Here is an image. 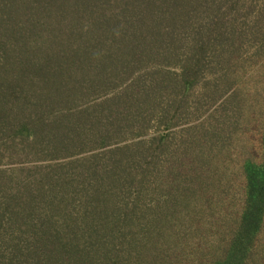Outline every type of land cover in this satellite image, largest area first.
I'll return each instance as SVG.
<instances>
[{
  "label": "trees",
  "instance_id": "trees-1",
  "mask_svg": "<svg viewBox=\"0 0 264 264\" xmlns=\"http://www.w3.org/2000/svg\"><path fill=\"white\" fill-rule=\"evenodd\" d=\"M0 264H264V0H0Z\"/></svg>",
  "mask_w": 264,
  "mask_h": 264
}]
</instances>
